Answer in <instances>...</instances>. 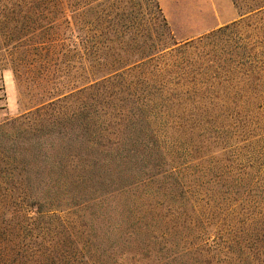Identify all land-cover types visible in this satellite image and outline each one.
Listing matches in <instances>:
<instances>
[{"label":"trees","instance_id":"trees-1","mask_svg":"<svg viewBox=\"0 0 264 264\" xmlns=\"http://www.w3.org/2000/svg\"><path fill=\"white\" fill-rule=\"evenodd\" d=\"M72 1L0 0L2 49L27 60L58 56L59 48L82 45L87 38L72 25ZM233 2L249 14L253 29L264 26V0ZM164 21L150 43L126 44L117 38L105 45L98 39L91 46L94 67L87 86L69 94L53 86L45 89L40 101L49 106L85 92L88 114L82 122L78 114L72 118L71 142L77 150L72 149L67 162L50 166L53 184L26 177L24 196L7 198L16 203L13 208L0 207V264H126L130 257L169 264L173 256H162L157 248L174 244L163 236L176 235L174 227L182 226L175 218L177 208L185 201L191 205L199 196L198 203L231 196L245 184L252 166L243 159L264 147V91L220 92L206 86L201 71L159 69L156 75L145 70L140 79L155 85H117L133 68L144 69L183 49L172 48L177 42L164 37L171 34ZM238 24L201 37L196 47ZM130 26L121 25L119 31ZM66 31L70 35L64 37ZM56 96L57 102L52 100ZM233 107L242 110L230 117L234 124L227 127L211 119L217 110L223 118L226 108ZM255 109L263 115L250 119ZM41 173L39 169L37 175ZM45 186L57 191L64 186L69 203L36 196Z\"/></svg>","mask_w":264,"mask_h":264},{"label":"rangeland","instance_id":"rangeland-1","mask_svg":"<svg viewBox=\"0 0 264 264\" xmlns=\"http://www.w3.org/2000/svg\"><path fill=\"white\" fill-rule=\"evenodd\" d=\"M72 2V25L77 34L79 32L87 38L82 45L59 48L58 56H31L27 60L21 53L12 58V54L0 45V207L13 208L16 203L9 200L24 196L26 177L32 180L42 177L52 185L54 172L50 166L57 161L67 162L72 149L77 150L72 146L73 130L71 133L70 128L72 118H76L74 115L78 114L82 122L88 114L89 102L85 92L80 98L72 97L55 106H49L48 102L41 104L40 100L45 89L52 86L65 94L87 86L94 67L91 66V46L98 39L106 41L105 45L110 44L108 40L117 38L127 40L126 44L129 41L135 44V40L150 43L157 25H163L165 18L172 35L164 34V37L177 42L172 48L181 46L183 49L155 60L144 69L133 68L123 83L117 85H124V88L155 85L154 81L142 82L140 79L145 70H152L156 75V69H159L201 71L206 86L220 92L261 94L264 91V26L253 29L248 22L249 14L238 9L233 0ZM235 23L239 24L224 36L209 39L196 47L201 37ZM125 24L131 25L129 30L119 31ZM67 34L70 35L66 31L63 36ZM164 77L160 75V78ZM243 80H249V83ZM58 98L52 100L57 102ZM241 111L236 107L226 108L222 118L217 110L211 119L228 127L234 124L230 117L237 112L241 114ZM262 115L263 111L255 109L249 118L259 119ZM226 135L230 136V133ZM78 143L81 146L82 141ZM221 162L224 165L230 163L224 159ZM243 162L252 166V173L231 196L228 194L210 203L206 200L198 203L202 197L199 196L194 204L188 205L185 201L182 208H177L175 218L182 226L174 227L176 235L163 236L173 240L174 244H161L157 248L162 256H173L169 264H241V261L243 264H259L257 260L264 263V147L244 158ZM39 169L42 173L37 175ZM60 175L63 180L64 172ZM65 191L64 186L59 191L45 186L37 189L35 194L40 198L56 197L57 202L69 203L64 199L67 196ZM126 264L153 263L143 259L136 262L130 257Z\"/></svg>","mask_w":264,"mask_h":264}]
</instances>
